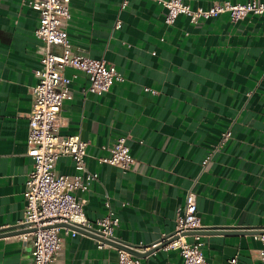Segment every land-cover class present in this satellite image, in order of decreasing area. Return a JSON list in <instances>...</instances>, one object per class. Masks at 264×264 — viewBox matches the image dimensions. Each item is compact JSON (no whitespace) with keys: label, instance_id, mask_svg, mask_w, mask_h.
I'll return each mask as SVG.
<instances>
[{"label":"crops","instance_id":"obj_1","mask_svg":"<svg viewBox=\"0 0 264 264\" xmlns=\"http://www.w3.org/2000/svg\"><path fill=\"white\" fill-rule=\"evenodd\" d=\"M29 1L0 0V264H33L20 222L34 163L28 115L43 43ZM185 1L207 9L250 0ZM166 15L156 0H71L66 30L75 50L122 76L98 93L88 90L85 73L66 71L72 98L63 105L61 132L89 142L87 166L99 175L77 195L91 221L109 209L118 215L115 241L146 253L143 264H182L179 251L152 246L174 232L193 186L208 229L207 260L264 264V14L234 21L226 12L197 23L180 15L172 24ZM120 137L136 159L128 172L98 159ZM56 169L75 172L68 156ZM118 249L100 248L93 236H65L54 264H118Z\"/></svg>","mask_w":264,"mask_h":264},{"label":"built area","instance_id":"obj_2","mask_svg":"<svg viewBox=\"0 0 264 264\" xmlns=\"http://www.w3.org/2000/svg\"><path fill=\"white\" fill-rule=\"evenodd\" d=\"M156 1L166 8L168 24L174 23L180 15L197 23L226 12L234 21L248 14H264V3L258 0L244 3L227 1L207 9H193L185 0ZM70 3L71 0L29 1L39 13L35 35L43 43L40 67L34 72L37 83L31 89L32 108L28 115L27 152L34 163L25 182V210L20 222L25 229L22 239L30 240L33 245V264H54L63 251L65 236H96L100 238L99 247L103 248L107 246V241L116 242L115 232L120 226V218L111 209L95 221L86 217L84 201L77 193L87 191L99 175L90 172L87 166L89 142L80 135L62 133L59 124L64 102L72 98V78L66 74L68 69L85 73L91 92L108 91L122 78L115 66H108L104 60L87 57L75 50L66 30ZM127 4L124 1L121 9L124 10ZM120 26L119 21L117 27ZM230 135V130L225 132L220 145ZM104 148L108 150V155L98 158L101 163L124 172L132 170L136 159L127 144V137H120L112 146ZM262 149L264 151V146ZM66 156L74 163L75 172L71 175L56 169L59 160ZM211 159L212 154H209L203 160L202 170H206ZM106 205L109 207L110 203L107 201ZM207 230L202 224L197 194L192 186L177 210L174 232L152 247L163 245L166 249L179 251L182 264H215L205 256L204 234ZM258 237L264 240V232ZM118 253V264H143L140 257L123 248H119ZM229 264H237V257L230 259Z\"/></svg>","mask_w":264,"mask_h":264},{"label":"water","instance_id":"obj_3","mask_svg":"<svg viewBox=\"0 0 264 264\" xmlns=\"http://www.w3.org/2000/svg\"><path fill=\"white\" fill-rule=\"evenodd\" d=\"M80 231V230H79ZM93 237H95V238H97V239H100L99 237H96V236H93ZM107 243H110V244H113V245H116V246H118L119 248H123V249H125V250H127L129 253H131L132 255H134V256H136V257H140V258H142V257H144L145 255H147L146 253H140V252H137L134 248H130V247H127V246H125V245H123V244H117L116 242H111V241H107Z\"/></svg>","mask_w":264,"mask_h":264}]
</instances>
